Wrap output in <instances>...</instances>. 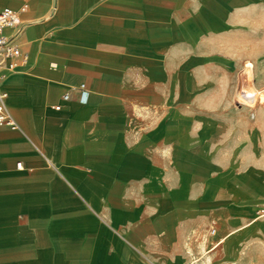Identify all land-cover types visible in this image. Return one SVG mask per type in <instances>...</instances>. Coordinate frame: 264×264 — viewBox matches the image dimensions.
<instances>
[{"label": "crops", "instance_id": "crops-1", "mask_svg": "<svg viewBox=\"0 0 264 264\" xmlns=\"http://www.w3.org/2000/svg\"><path fill=\"white\" fill-rule=\"evenodd\" d=\"M255 1L28 0L14 41L29 59L0 84L18 125H0V264H208L264 217L229 229L243 216L227 208L224 232L196 251L200 202L182 178L165 181L136 126L173 97L181 52L216 49Z\"/></svg>", "mask_w": 264, "mask_h": 264}, {"label": "rangeland", "instance_id": "rangeland-1", "mask_svg": "<svg viewBox=\"0 0 264 264\" xmlns=\"http://www.w3.org/2000/svg\"><path fill=\"white\" fill-rule=\"evenodd\" d=\"M250 9L233 33L219 35L216 49L207 43L181 52L173 97L148 107L136 125L151 142L147 148L164 157L165 181L182 178L188 201L200 202L199 253L224 232L219 217L227 208L243 216L229 229L264 213V0ZM27 23L22 20L17 35ZM25 43L19 42L23 49ZM208 264H264V217L230 235Z\"/></svg>", "mask_w": 264, "mask_h": 264}, {"label": "built area", "instance_id": "built-area-1", "mask_svg": "<svg viewBox=\"0 0 264 264\" xmlns=\"http://www.w3.org/2000/svg\"><path fill=\"white\" fill-rule=\"evenodd\" d=\"M28 8V0H23V4L18 9L10 7L0 9V84L9 73L28 62V54L22 52L14 41L22 23L21 15L26 12ZM7 29H11L13 34H7ZM79 89L81 91V97L87 96L85 84L82 83L79 85ZM7 96L8 93L0 88V125H7L12 129H18L16 121L13 119L6 106ZM69 97L68 92L63 95L64 100H68ZM53 108L59 110L61 106L55 105ZM210 233L211 235H215L216 228L212 227Z\"/></svg>", "mask_w": 264, "mask_h": 264}, {"label": "bare ground", "instance_id": "bare-ground-1", "mask_svg": "<svg viewBox=\"0 0 264 264\" xmlns=\"http://www.w3.org/2000/svg\"><path fill=\"white\" fill-rule=\"evenodd\" d=\"M7 97H8V96H7ZM253 101H254V100H253ZM244 102H245V103H248V102H250V101L244 99ZM9 113H10V112H9Z\"/></svg>", "mask_w": 264, "mask_h": 264}]
</instances>
